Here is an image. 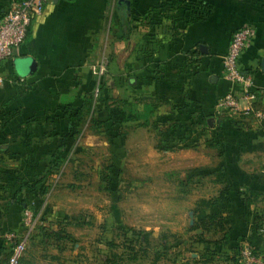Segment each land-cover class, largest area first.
Instances as JSON below:
<instances>
[{"label": "rangeland", "instance_id": "obj_1", "mask_svg": "<svg viewBox=\"0 0 264 264\" xmlns=\"http://www.w3.org/2000/svg\"><path fill=\"white\" fill-rule=\"evenodd\" d=\"M105 61L102 57L95 63H103L105 71L99 79L93 75L95 84L82 99L88 103L74 133L76 148L65 151L33 197L25 191L12 196V190L0 197V222L11 201L17 219L16 226H0V264H8L13 248L7 233L17 239L27 236L17 264H204V259L210 264H264V106L258 114L228 115L230 125L249 133L244 141L259 145L253 153L229 151L223 136L205 135L215 124L203 120L202 131L190 134L168 116L172 108L165 101L150 98L140 106L133 99L106 98ZM106 105H124L131 120L112 125ZM207 139L225 149L197 150ZM239 153L244 156L237 160ZM240 164L248 171L244 173L253 170L263 180L252 183L239 176ZM226 187L224 201L213 209L232 219L230 241L215 240L220 234L208 235L211 243L196 241L195 232L187 230L197 216L195 202L214 198ZM26 209L33 213L30 225L23 221Z\"/></svg>", "mask_w": 264, "mask_h": 264}, {"label": "crops", "instance_id": "obj_2", "mask_svg": "<svg viewBox=\"0 0 264 264\" xmlns=\"http://www.w3.org/2000/svg\"><path fill=\"white\" fill-rule=\"evenodd\" d=\"M12 1L0 0V18ZM170 1L46 0L14 56L0 64V197L10 190L12 196L25 191L33 197L36 190L20 186L37 177L45 180L52 174L45 176L50 166L62 163L65 151L76 148L74 133L79 128H69L63 106L82 104L95 84L91 66L102 57L106 98L133 99L140 106L150 98L160 99L172 108L168 116L190 134L200 133L202 121L212 118L215 125L205 135L223 136L227 150L253 153L259 148L244 141L249 133L230 125L231 112L218 108L217 101L238 90L225 79L222 58L234 30L252 25L254 37L238 64L252 74L257 95L252 106H264V0H209L212 9L204 15L187 6L188 0H177L181 5H168ZM17 57L33 58L34 71L16 70ZM240 105L247 102L241 100ZM193 122L195 129L190 128ZM209 147L225 149L208 139L196 149ZM236 156L239 160L244 155ZM239 166V176L252 183L263 180V175L244 173ZM11 203L0 226L17 224Z\"/></svg>", "mask_w": 264, "mask_h": 264}, {"label": "built area", "instance_id": "obj_3", "mask_svg": "<svg viewBox=\"0 0 264 264\" xmlns=\"http://www.w3.org/2000/svg\"><path fill=\"white\" fill-rule=\"evenodd\" d=\"M46 0H14L3 11L0 18V64L5 59L12 58L25 40L28 27L33 19L43 13ZM255 29L252 25H244L236 30L230 39L227 52L222 58L225 79L238 90L227 92L217 101V107L231 113L253 110L258 114V109L252 106L256 93L253 90L252 74L239 67L238 58L243 48L254 37ZM105 71L103 63L93 64L91 72L99 79ZM2 76L0 75V82ZM245 100L247 105L241 107L240 101ZM33 213L24 211L23 221L26 225L33 223ZM6 238L13 241L12 252L8 264H17L25 248L27 236L17 239L14 233H7ZM243 255L249 259V252L245 249ZM255 259L252 257V262Z\"/></svg>", "mask_w": 264, "mask_h": 264}, {"label": "trees", "instance_id": "obj_4", "mask_svg": "<svg viewBox=\"0 0 264 264\" xmlns=\"http://www.w3.org/2000/svg\"><path fill=\"white\" fill-rule=\"evenodd\" d=\"M177 4L181 5L179 1L173 0L170 2H167L168 5L170 4ZM166 4V3H163ZM164 6V5H163ZM187 6H190L191 8H194V10L197 12V14L204 15L211 11L212 4L209 0H188ZM243 27V26H241ZM241 27L237 28L236 30L240 29ZM234 30V32L236 31ZM232 37V36H231ZM103 87V86H102ZM100 93V91H99ZM86 95L83 97L84 101L86 100ZM83 101V102H84ZM86 104L88 102H85ZM85 103H82L81 106L77 107L76 109H73V107L69 104H64L63 106V116L66 118L68 126L70 129H78L80 124L83 121V114L85 111ZM108 103V102H107ZM123 106H116V105H106L107 110V121H110L112 125H120L126 121L131 120L132 116L130 112L127 111V109L123 108ZM231 122L235 123V121H232V118L230 119ZM208 124V123H207ZM57 168V165L50 166L48 172L45 176L51 174V171H53L54 168ZM45 177H41L37 180L32 181L31 183H24L20 186V189L23 190L25 188H28L30 190H36L37 185L43 181ZM41 189V188H40ZM229 189L226 187L225 190H221V192L218 194V196L214 198H203L199 199L195 202V206L193 208V214L195 217L193 224L188 227V231L195 232V240L201 243H211L207 236H214L215 234H220V237L215 240H223L225 242L230 241L231 235L230 232L232 230L233 221L230 218L229 214H226L224 210L222 209H213V207L217 206L218 204L222 203L224 201L225 191H228ZM43 192V190L41 189ZM40 191V192H41ZM16 202V201H15ZM19 202V201H18ZM24 201H22L19 204H23ZM143 241L146 243L148 242V237L146 234H143L142 236ZM138 242V241H136ZM251 248V247H250ZM146 250V247L143 248V251ZM252 252L253 249H251ZM12 252V251H11ZM255 253V252H254ZM116 255L115 253H112V255ZM257 255V254H256ZM136 255H132L131 259L136 260ZM158 258V257H157ZM112 264L115 261H108ZM204 264H210L208 263V260H203ZM187 264V263H185Z\"/></svg>", "mask_w": 264, "mask_h": 264}, {"label": "water", "instance_id": "obj_5", "mask_svg": "<svg viewBox=\"0 0 264 264\" xmlns=\"http://www.w3.org/2000/svg\"><path fill=\"white\" fill-rule=\"evenodd\" d=\"M13 63L16 70H18L19 72L22 71L24 74L31 73L36 67V62L31 57H17L14 58ZM261 70L264 72V57L261 58ZM207 123L209 126H212L213 119L209 118L207 120Z\"/></svg>", "mask_w": 264, "mask_h": 264}]
</instances>
